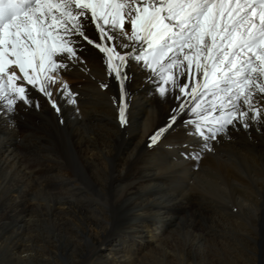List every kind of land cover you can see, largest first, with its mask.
<instances>
[{
  "label": "bare ground",
  "instance_id": "bare-ground-1",
  "mask_svg": "<svg viewBox=\"0 0 264 264\" xmlns=\"http://www.w3.org/2000/svg\"><path fill=\"white\" fill-rule=\"evenodd\" d=\"M85 47L60 74L75 105L57 84L60 113L34 92L39 109L0 117V264H264V126L230 129L199 160L179 120L149 146L176 101L133 65L122 126L119 86Z\"/></svg>",
  "mask_w": 264,
  "mask_h": 264
},
{
  "label": "snow or ice",
  "instance_id": "snow-or-ice-1",
  "mask_svg": "<svg viewBox=\"0 0 264 264\" xmlns=\"http://www.w3.org/2000/svg\"><path fill=\"white\" fill-rule=\"evenodd\" d=\"M85 45L119 86L122 126L133 65L176 101L149 146L179 120L193 140L182 155L199 160L230 129L264 126V0H0V117L39 109L34 92L60 113L57 84L55 97L75 105L60 74L84 64Z\"/></svg>",
  "mask_w": 264,
  "mask_h": 264
},
{
  "label": "rangeland",
  "instance_id": "rangeland-1",
  "mask_svg": "<svg viewBox=\"0 0 264 264\" xmlns=\"http://www.w3.org/2000/svg\"><path fill=\"white\" fill-rule=\"evenodd\" d=\"M146 238H148V237H145V240H146ZM105 252L106 253H110L111 252V254H113L112 250H110V246H108V248H107V250H105ZM91 260H90V262H88L89 264H97V261H95V259L94 260L91 259ZM175 263L176 262H173L172 264H175ZM216 264H225V262L219 261V262H216ZM248 264H256V262H255V260H251V261H249Z\"/></svg>",
  "mask_w": 264,
  "mask_h": 264
}]
</instances>
